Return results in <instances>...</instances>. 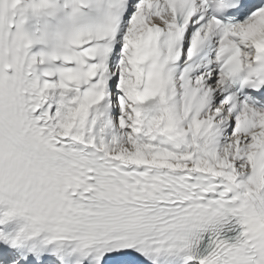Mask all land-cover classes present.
Returning a JSON list of instances; mask_svg holds the SVG:
<instances>
[{"label":"snow or ice","instance_id":"snow-or-ice-1","mask_svg":"<svg viewBox=\"0 0 264 264\" xmlns=\"http://www.w3.org/2000/svg\"><path fill=\"white\" fill-rule=\"evenodd\" d=\"M0 205L14 246L264 264V0H0Z\"/></svg>","mask_w":264,"mask_h":264}]
</instances>
